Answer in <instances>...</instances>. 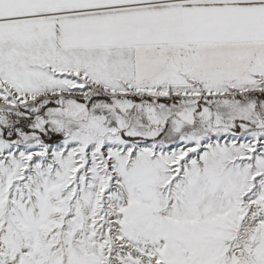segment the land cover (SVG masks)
<instances>
[{"label": "snow or ice", "instance_id": "snow-or-ice-1", "mask_svg": "<svg viewBox=\"0 0 264 264\" xmlns=\"http://www.w3.org/2000/svg\"><path fill=\"white\" fill-rule=\"evenodd\" d=\"M0 264H264V0H0Z\"/></svg>", "mask_w": 264, "mask_h": 264}]
</instances>
